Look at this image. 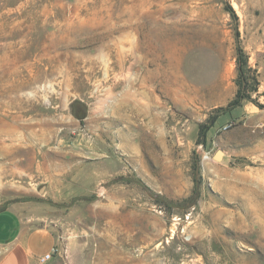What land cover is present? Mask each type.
I'll list each match as a JSON object with an SVG mask.
<instances>
[{
  "label": "rangeland",
  "instance_id": "374dc122",
  "mask_svg": "<svg viewBox=\"0 0 264 264\" xmlns=\"http://www.w3.org/2000/svg\"><path fill=\"white\" fill-rule=\"evenodd\" d=\"M7 208L67 264H264V0H0Z\"/></svg>",
  "mask_w": 264,
  "mask_h": 264
},
{
  "label": "crops",
  "instance_id": "0c3cea01",
  "mask_svg": "<svg viewBox=\"0 0 264 264\" xmlns=\"http://www.w3.org/2000/svg\"><path fill=\"white\" fill-rule=\"evenodd\" d=\"M55 246L59 251L44 264H67L51 227L32 225L11 208L0 211V264H42L41 258Z\"/></svg>",
  "mask_w": 264,
  "mask_h": 264
},
{
  "label": "trees",
  "instance_id": "16d2710c",
  "mask_svg": "<svg viewBox=\"0 0 264 264\" xmlns=\"http://www.w3.org/2000/svg\"><path fill=\"white\" fill-rule=\"evenodd\" d=\"M238 63H239V76H238V80H237L238 90H237L236 96L228 104L227 107L219 108L220 109L219 113L227 111L229 109H233V108L241 105L244 100L251 99V97H252L251 91H257V85H256L257 84V77L255 74H253L254 72H252V76H251V73L248 76H246V74H245V69H244L243 65H245L247 63V58H246V55H245L242 48H239V50H238ZM250 77H252V80L254 81V83L251 86V88L249 89L248 81H249ZM218 116H219V114L217 115V117ZM216 119L217 118L210 119L206 124L201 125L198 142H200V143L206 142L207 132L214 125Z\"/></svg>",
  "mask_w": 264,
  "mask_h": 264
},
{
  "label": "built area",
  "instance_id": "2783aa9c",
  "mask_svg": "<svg viewBox=\"0 0 264 264\" xmlns=\"http://www.w3.org/2000/svg\"><path fill=\"white\" fill-rule=\"evenodd\" d=\"M59 251V248L57 246H55L53 248V250L47 254H45L42 258H41V262L42 264H44L47 260H49L55 253H57Z\"/></svg>",
  "mask_w": 264,
  "mask_h": 264
},
{
  "label": "water",
  "instance_id": "95a60500",
  "mask_svg": "<svg viewBox=\"0 0 264 264\" xmlns=\"http://www.w3.org/2000/svg\"><path fill=\"white\" fill-rule=\"evenodd\" d=\"M217 156V158H220L221 157V153L220 152H218L217 154H216Z\"/></svg>",
  "mask_w": 264,
  "mask_h": 264
},
{
  "label": "bare ground",
  "instance_id": "6f19581e",
  "mask_svg": "<svg viewBox=\"0 0 264 264\" xmlns=\"http://www.w3.org/2000/svg\"><path fill=\"white\" fill-rule=\"evenodd\" d=\"M217 156V155H216ZM217 158V157H216Z\"/></svg>",
  "mask_w": 264,
  "mask_h": 264
}]
</instances>
